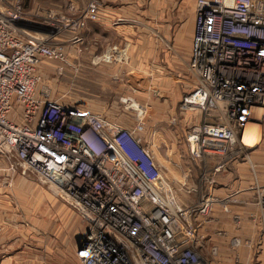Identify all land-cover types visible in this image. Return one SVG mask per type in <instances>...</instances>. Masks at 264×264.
Listing matches in <instances>:
<instances>
[{
  "label": "built area",
  "instance_id": "obj_1",
  "mask_svg": "<svg viewBox=\"0 0 264 264\" xmlns=\"http://www.w3.org/2000/svg\"><path fill=\"white\" fill-rule=\"evenodd\" d=\"M22 2L0 0V156L79 214L82 264H207L195 221L228 198L204 195L180 205L144 145L141 123L126 127L39 93L37 65L65 52L38 37ZM195 7L188 63L195 84L180 107L200 115L186 135L191 159L219 157V171L249 148L244 129L264 114H252L264 108V0H195ZM97 10L90 0L85 16L94 20ZM261 234L264 246V221Z\"/></svg>",
  "mask_w": 264,
  "mask_h": 264
},
{
  "label": "rangeland",
  "instance_id": "obj_2",
  "mask_svg": "<svg viewBox=\"0 0 264 264\" xmlns=\"http://www.w3.org/2000/svg\"><path fill=\"white\" fill-rule=\"evenodd\" d=\"M22 1L38 37L52 45L62 44L65 52L62 60L40 61L36 90L126 127L141 123L144 145L161 166L179 204L194 205L201 198L202 182L199 178L187 182L191 172L187 176L185 166L189 160L197 161L187 153L185 138L200 115L180 107L184 94L192 88L189 62L185 63L188 73L179 74L160 69L166 60L146 58L157 50L161 36L152 23L164 20L166 12L158 10L160 1L145 0L144 12L128 21H115L107 29L98 28L85 16L90 0L84 1V8L72 5L73 0ZM175 1L179 29L188 23L194 0ZM79 20L83 25L73 26ZM120 26L129 27L127 43L119 39ZM11 165L0 156V264H82L76 255L83 230L79 214L50 185L24 174L23 165L16 162L14 169ZM193 184L197 195L192 196L188 190ZM230 202L214 204L206 219L198 217L195 221L203 235L200 252L205 262L264 264L261 233L254 244L240 243L224 234L217 227L218 221L209 220L216 205L226 211Z\"/></svg>",
  "mask_w": 264,
  "mask_h": 264
},
{
  "label": "crops",
  "instance_id": "obj_3",
  "mask_svg": "<svg viewBox=\"0 0 264 264\" xmlns=\"http://www.w3.org/2000/svg\"><path fill=\"white\" fill-rule=\"evenodd\" d=\"M73 1L72 5L77 6V8L78 6L84 8V1L87 2V0ZM97 1L98 16L93 22L98 28L104 27L107 29V26L113 25L112 23L115 21H128L135 14L144 12L145 9V0ZM159 1L158 10L166 12V14H164V20L152 23L161 36L156 43L157 50L154 49L152 51L153 55L149 57L147 55L146 58L168 61L164 67L160 68L161 70L167 71L170 69L179 74L188 73L185 63L186 60L189 62L192 53L195 0L188 23L186 22L184 26L182 24L179 29L177 26L176 1ZM128 28L127 26L119 27L118 34L122 43L128 42ZM124 56L122 54V57ZM191 76L193 77L192 73ZM193 79L192 87L195 84V79L194 81ZM12 117L17 119L15 114ZM259 125V130L250 140L251 146L245 150V153L228 160L226 168L223 167L221 170L215 171L216 165L221 160L216 156L208 158L205 164L193 163L192 160H189L190 163L185 166L186 175L188 176L191 172V177L189 180L187 179L188 183L190 181L196 182L197 178L201 180V196L209 195L217 199L228 198V201H231L227 204L226 211L220 205H216L212 213L214 216L212 215L209 220L218 221L220 225L217 227L222 229L224 234L236 237L240 243L245 241L254 244L259 234L262 233V223L264 221V114ZM186 148L189 154L188 145H186ZM198 172H200L199 177ZM194 188V184L189 186L188 193L192 196L197 195L195 192L190 191Z\"/></svg>",
  "mask_w": 264,
  "mask_h": 264
},
{
  "label": "bare ground",
  "instance_id": "obj_4",
  "mask_svg": "<svg viewBox=\"0 0 264 264\" xmlns=\"http://www.w3.org/2000/svg\"><path fill=\"white\" fill-rule=\"evenodd\" d=\"M263 112H264V108H257L252 111V114L255 117L259 118L262 116ZM259 128H260L259 123H250V124L248 123L246 125L243 135H242V140H241L244 146H247V147L251 146L250 140L252 137H254V135L259 130Z\"/></svg>",
  "mask_w": 264,
  "mask_h": 264
},
{
  "label": "water",
  "instance_id": "obj_5",
  "mask_svg": "<svg viewBox=\"0 0 264 264\" xmlns=\"http://www.w3.org/2000/svg\"><path fill=\"white\" fill-rule=\"evenodd\" d=\"M79 247V246H78Z\"/></svg>",
  "mask_w": 264,
  "mask_h": 264
}]
</instances>
